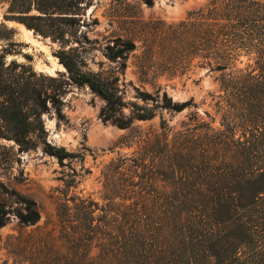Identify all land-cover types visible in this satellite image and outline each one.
Instances as JSON below:
<instances>
[{"label":"rangeland","instance_id":"1","mask_svg":"<svg viewBox=\"0 0 264 264\" xmlns=\"http://www.w3.org/2000/svg\"><path fill=\"white\" fill-rule=\"evenodd\" d=\"M8 1L0 0V51L8 53V63L30 65L37 73L68 81L57 57L64 50L81 71L116 87L127 104L124 118L130 117L131 103L143 104L138 92L154 97L159 90L173 102L192 100L196 107L180 113L162 111L150 121L133 120L130 129H119L102 120L104 101L87 86L67 85L60 96V115L53 109L42 115L44 134L34 150L18 153L13 141L0 139L5 147L0 157L11 165L0 168L4 183L0 199L10 197L13 209L16 196L10 192L14 191L34 200L40 216L35 225L22 226L10 215L0 228V264H96L103 250L111 249L118 222L131 214L157 216L166 201L175 202L170 189H164L171 178L163 164L179 159L159 148L148 149L145 143L154 142L160 134V116L171 130L170 146L189 141L195 134L206 144L227 141L226 165L245 167L235 153L242 131L237 130L234 138L224 133L217 74L198 65L197 59L183 62L181 51L166 39L169 27L210 0H154L151 7L142 0H90L78 15L75 38L63 46L16 21H5ZM126 43L135 49L122 59H108L107 46L115 51ZM252 63L242 55L237 67ZM240 115L239 125H249L246 139L256 145V115L250 111ZM205 126L216 133L208 134ZM43 141L75 157L60 163L43 152ZM248 167L256 168V152Z\"/></svg>","mask_w":264,"mask_h":264},{"label":"trees","instance_id":"2","mask_svg":"<svg viewBox=\"0 0 264 264\" xmlns=\"http://www.w3.org/2000/svg\"><path fill=\"white\" fill-rule=\"evenodd\" d=\"M89 1L9 0L4 20L16 21L63 46L75 38L78 15ZM142 1L151 7L154 0ZM169 31L166 39L181 51L183 62L197 59L198 65L217 74L224 133L234 138L237 130L242 131L235 153L245 167L226 165L227 141L206 144L195 134L189 141L170 146L171 130L160 116V134L154 142L145 143L148 149L159 148L179 159L163 164L171 178L164 189H170L168 194L175 202L166 201L157 216L131 214L118 222L111 249H104L96 264H264V0H210ZM134 49L132 43L115 51L107 46L106 56L115 61ZM6 54L0 51V139L13 141L18 153L37 147L44 134L42 115L52 109L60 115V96L70 83L87 86L101 98L102 120L119 129H130L133 120L150 121L162 111L180 113L196 107L192 100L173 102L159 90L154 97L138 92L143 104L131 103L130 117L124 118L122 110L127 104L116 87L94 73L81 71L64 50L57 57L68 81L37 73L30 65L8 63ZM242 55L253 61L243 69L237 67ZM243 111L256 115V145L246 139L249 125L238 123ZM205 131L214 132L209 126ZM42 144L43 152L60 163L75 157L64 148ZM0 149L5 147L0 145ZM253 152L256 168L248 167ZM10 166L0 157V168ZM10 195L16 196L13 209L10 197L0 199V228L10 215L22 226L38 223L36 202L14 191Z\"/></svg>","mask_w":264,"mask_h":264},{"label":"bare ground","instance_id":"3","mask_svg":"<svg viewBox=\"0 0 264 264\" xmlns=\"http://www.w3.org/2000/svg\"><path fill=\"white\" fill-rule=\"evenodd\" d=\"M58 135V134H57Z\"/></svg>","mask_w":264,"mask_h":264}]
</instances>
